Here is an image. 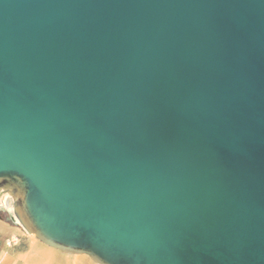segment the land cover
<instances>
[{
	"label": "water",
	"instance_id": "95a60500",
	"mask_svg": "<svg viewBox=\"0 0 264 264\" xmlns=\"http://www.w3.org/2000/svg\"><path fill=\"white\" fill-rule=\"evenodd\" d=\"M0 196L96 264H264V0H0Z\"/></svg>",
	"mask_w": 264,
	"mask_h": 264
},
{
	"label": "crops",
	"instance_id": "0c3cea01",
	"mask_svg": "<svg viewBox=\"0 0 264 264\" xmlns=\"http://www.w3.org/2000/svg\"><path fill=\"white\" fill-rule=\"evenodd\" d=\"M0 264L96 263L86 255H69L46 246L10 220L0 208Z\"/></svg>",
	"mask_w": 264,
	"mask_h": 264
},
{
	"label": "rangeland",
	"instance_id": "374dc122",
	"mask_svg": "<svg viewBox=\"0 0 264 264\" xmlns=\"http://www.w3.org/2000/svg\"><path fill=\"white\" fill-rule=\"evenodd\" d=\"M4 197L5 196H0V208H3L5 206V203H4ZM7 216V215H6ZM35 237V236H34Z\"/></svg>",
	"mask_w": 264,
	"mask_h": 264
},
{
	"label": "flooded vegetation",
	"instance_id": "af4514ba",
	"mask_svg": "<svg viewBox=\"0 0 264 264\" xmlns=\"http://www.w3.org/2000/svg\"><path fill=\"white\" fill-rule=\"evenodd\" d=\"M4 203H5V202H4ZM2 211L9 215V212H8V210H7V208H6V205L2 208ZM9 216H10V215H9Z\"/></svg>",
	"mask_w": 264,
	"mask_h": 264
}]
</instances>
